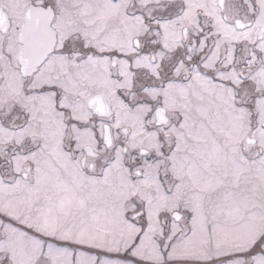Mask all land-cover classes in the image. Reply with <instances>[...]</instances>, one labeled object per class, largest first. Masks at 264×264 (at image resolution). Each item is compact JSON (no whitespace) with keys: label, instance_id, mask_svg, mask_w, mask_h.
<instances>
[{"label":"snow or ice","instance_id":"1","mask_svg":"<svg viewBox=\"0 0 264 264\" xmlns=\"http://www.w3.org/2000/svg\"><path fill=\"white\" fill-rule=\"evenodd\" d=\"M0 264H264V0H0Z\"/></svg>","mask_w":264,"mask_h":264}]
</instances>
